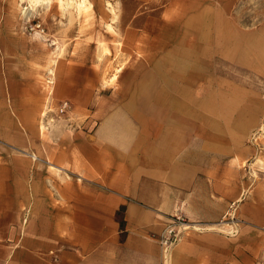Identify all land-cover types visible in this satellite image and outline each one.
<instances>
[{"label": "rangeland", "instance_id": "obj_1", "mask_svg": "<svg viewBox=\"0 0 264 264\" xmlns=\"http://www.w3.org/2000/svg\"><path fill=\"white\" fill-rule=\"evenodd\" d=\"M80 1L0 0V264L74 262L76 245L57 239L58 226L46 219L55 217L59 203L45 199L43 154L58 148L60 138L65 143L76 132L92 133L108 120L133 124L135 137L155 139L169 125L179 130L184 147L190 138L201 169L220 170L225 198H217L219 208L212 204L218 192L205 191L166 217L155 238L161 264H170L166 255L184 238L197 236L215 238L210 264H264V165L255 163L264 160V0H85V9ZM196 17L199 23L188 28ZM216 21L237 62L220 50ZM188 29V44L198 43L199 32L206 35L197 45L203 50L190 117L160 104L161 91L168 99L177 95L173 53ZM161 62L159 72L172 77L161 81V90L156 80L138 79V72H155ZM78 63L92 65L97 77L75 71ZM120 66L113 85L107 84ZM41 77H53L42 117ZM142 83L148 84L146 96L138 93ZM63 101L71 106L68 113L58 110ZM35 112L42 132L33 124ZM207 195L211 201L202 199ZM124 216L122 206L115 215L120 241ZM202 242H196L200 251Z\"/></svg>", "mask_w": 264, "mask_h": 264}, {"label": "crops", "instance_id": "obj_2", "mask_svg": "<svg viewBox=\"0 0 264 264\" xmlns=\"http://www.w3.org/2000/svg\"><path fill=\"white\" fill-rule=\"evenodd\" d=\"M199 21L200 17L189 19L187 27ZM214 25L218 30L216 41L222 47L220 50L223 49L237 62L236 50L226 46L227 31L221 28L220 21ZM189 34L188 29L173 53L177 78L181 81L178 82L177 95L168 99L164 90L160 95L162 106L175 107L177 111L185 109L188 117L191 91L203 50L197 45H200V38L206 36L199 32L195 45L187 43ZM165 60L168 63L169 60ZM52 61H49V65ZM163 63L157 64L159 67L155 72H138V79L141 82L156 80L160 82L161 90V81L172 79L169 76L171 73L159 72ZM91 66L87 68L78 63L74 70L80 74L89 71V74L97 77V72ZM70 70L67 63L62 65L63 74ZM147 86V83L141 84L139 96L147 94ZM37 113L33 114V124L36 123ZM168 126H165L159 139H155L141 134L135 137L133 124H117L108 120L98 124L92 133L76 132L65 143L60 138L58 148L49 150V153L44 151L43 163L49 179V185L45 186L48 194L45 199L59 203L55 217L50 213L53 220L46 218L47 222L58 226L57 239H65L77 247L74 262L68 264H161L162 252L155 239L156 234L163 229L166 217L179 203L186 200L189 205V201L198 193L217 191L212 204L220 207L217 198H225L224 188H220V170L210 174L201 169L194 160L195 150L193 144L190 146V138L186 140L184 149L179 130L167 129ZM233 132L236 133V130ZM48 139L51 141V137ZM259 158L255 163L264 165V160L260 161ZM210 197L202 196V199L211 201ZM122 206L125 207L127 228L125 239L120 241L115 215ZM67 225L71 228L67 229ZM237 239L241 238H232V241ZM212 240L215 238L210 236L186 237L172 253L166 255V260L170 264H202L198 259L200 257L205 263L207 258L210 264L209 247ZM201 241L202 251L196 248V242Z\"/></svg>", "mask_w": 264, "mask_h": 264}, {"label": "bare ground", "instance_id": "obj_3", "mask_svg": "<svg viewBox=\"0 0 264 264\" xmlns=\"http://www.w3.org/2000/svg\"><path fill=\"white\" fill-rule=\"evenodd\" d=\"M85 0H81L79 3H78V7L82 8V9H85V3H84ZM84 13V12H83ZM105 51V50H104ZM107 52V50L105 51ZM118 57V56H117ZM118 61V60H117ZM54 63V61H52ZM120 62V61H119ZM121 65V64H120ZM117 66V65H116ZM113 68V67H112ZM122 69L123 67L120 66V67H116L115 68V71L112 73V75L106 80V83L107 84H112L115 82V80L117 79V75L120 74L122 72ZM53 69L48 72L49 75L51 76H54L53 74ZM108 77V76H107ZM53 80V77L50 79V80H47L46 78H39L38 79V83L40 84V88H41V91L43 92V96L45 99H43V104H42V108L41 110L39 111V116L42 117L43 115H45V111H44V106H45V103H46V100L47 98L50 97V95L52 94L53 92V87H52V82ZM105 84V83H104ZM37 124V127L39 129V131H43V125H42V122L40 120H37L36 119V123ZM259 160L261 161L262 159L259 158ZM26 222V221H25ZM171 256V255H170ZM168 260V259H167Z\"/></svg>", "mask_w": 264, "mask_h": 264}, {"label": "built area", "instance_id": "obj_4", "mask_svg": "<svg viewBox=\"0 0 264 264\" xmlns=\"http://www.w3.org/2000/svg\"><path fill=\"white\" fill-rule=\"evenodd\" d=\"M58 110L60 113H68L71 110V106L68 102H61L59 104Z\"/></svg>", "mask_w": 264, "mask_h": 264}]
</instances>
